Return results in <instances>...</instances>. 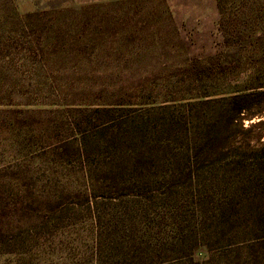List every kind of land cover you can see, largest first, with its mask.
Listing matches in <instances>:
<instances>
[{
    "label": "rangeland",
    "instance_id": "374dc122",
    "mask_svg": "<svg viewBox=\"0 0 264 264\" xmlns=\"http://www.w3.org/2000/svg\"><path fill=\"white\" fill-rule=\"evenodd\" d=\"M228 1L240 20L218 0H0V264H109L135 226L163 264H225V206L264 195V0ZM254 90L231 121L221 95ZM86 107L119 111L84 136Z\"/></svg>",
    "mask_w": 264,
    "mask_h": 264
},
{
    "label": "trees",
    "instance_id": "16d2710c",
    "mask_svg": "<svg viewBox=\"0 0 264 264\" xmlns=\"http://www.w3.org/2000/svg\"><path fill=\"white\" fill-rule=\"evenodd\" d=\"M228 0H218V6L221 14L220 20H240L239 14L232 15L227 12ZM236 6L246 5L251 6L255 0H231ZM258 87H264L260 85ZM255 91L241 92V91H229L221 95L219 100L223 101L229 106V113L231 115V121H235L237 116L241 113H245L250 104L247 100L251 98ZM72 111V110H71ZM75 112H79V121L76 122L78 128L81 129V135L87 133V129L82 126L83 122L80 119L90 116L93 112H108L112 116H116V110L112 107H101L92 109L91 107L76 108ZM123 118L124 114H119ZM128 115V114H127ZM129 114L124 120V123L128 122ZM245 115V114H244ZM219 120L223 117V112L220 113ZM262 121V120H260ZM83 127V128H82ZM130 131L124 132V137L129 136ZM80 156L83 155L82 148H79ZM263 153V152H262ZM115 174V182L128 181L129 165L124 163L120 168L113 172ZM263 192V191H262ZM259 193L246 201H239L238 203L229 201L223 210V228L226 232L227 239L223 246L225 255V264H264V195ZM125 242L124 259H118L115 261H108L109 264H163L165 262L166 254L168 252L167 247H161L160 252L151 255V252L142 246L146 241L145 233L141 227H132L122 235V242ZM147 242V241H146ZM138 245V247H134ZM134 247V248H133ZM88 264V263H80ZM99 264V263H96ZM101 264V263H100ZM105 264V263H102Z\"/></svg>",
    "mask_w": 264,
    "mask_h": 264
},
{
    "label": "crops",
    "instance_id": "0c3cea01",
    "mask_svg": "<svg viewBox=\"0 0 264 264\" xmlns=\"http://www.w3.org/2000/svg\"><path fill=\"white\" fill-rule=\"evenodd\" d=\"M77 1H80V0H77Z\"/></svg>",
    "mask_w": 264,
    "mask_h": 264
}]
</instances>
